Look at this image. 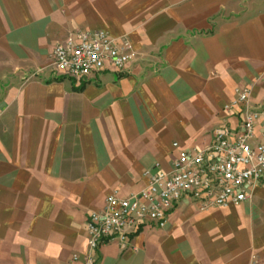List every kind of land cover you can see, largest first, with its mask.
<instances>
[{
  "label": "crops",
  "instance_id": "crops-1",
  "mask_svg": "<svg viewBox=\"0 0 264 264\" xmlns=\"http://www.w3.org/2000/svg\"><path fill=\"white\" fill-rule=\"evenodd\" d=\"M97 30L130 38L125 71L50 68L56 44ZM245 87L263 107L264 0H0V264L85 253L90 213L237 125L224 107ZM167 211L164 228L130 227L126 248L101 245L99 263L264 264V178L246 202Z\"/></svg>",
  "mask_w": 264,
  "mask_h": 264
},
{
  "label": "built area",
  "instance_id": "built-area-1",
  "mask_svg": "<svg viewBox=\"0 0 264 264\" xmlns=\"http://www.w3.org/2000/svg\"><path fill=\"white\" fill-rule=\"evenodd\" d=\"M138 57L130 38L113 37L108 31H78L55 45L50 68L77 79L108 66L123 72ZM252 89H237V96L224 110L238 115L235 126L218 128L204 148L182 150L167 171H147L148 183L129 195L110 194L102 210L90 213L86 222L87 251L74 253L69 264H100L101 245L118 240L129 244L128 229L151 220L158 227L168 224L167 209L188 198L203 205L229 206L251 199L257 183L264 178V106L252 105ZM176 145V144H175Z\"/></svg>",
  "mask_w": 264,
  "mask_h": 264
}]
</instances>
